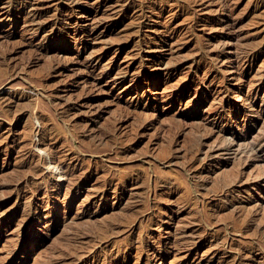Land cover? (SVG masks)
Returning <instances> with one entry per match:
<instances>
[{"label":"rangeland","instance_id":"1","mask_svg":"<svg viewBox=\"0 0 264 264\" xmlns=\"http://www.w3.org/2000/svg\"><path fill=\"white\" fill-rule=\"evenodd\" d=\"M28 1L0 0V264H264V0Z\"/></svg>","mask_w":264,"mask_h":264},{"label":"bare ground","instance_id":"2","mask_svg":"<svg viewBox=\"0 0 264 264\" xmlns=\"http://www.w3.org/2000/svg\"><path fill=\"white\" fill-rule=\"evenodd\" d=\"M39 0H30L28 1L27 3L25 2V5H24V8L21 9L20 12L23 13L24 16H26L27 20L25 19L24 22H29V23H32V22H38L39 21V18L43 15V11L41 10L39 4L37 2ZM43 22V21H41ZM39 25V26H38ZM37 28H36V31H38L41 27L40 23L38 24ZM35 26V24H34ZM37 34V32L35 33ZM45 36V35H44ZM46 39V37H44ZM49 38H52V37H49ZM253 100H249L246 102V104H250ZM218 129V128H217ZM222 131V130H221ZM221 134V133H220ZM260 139V138H259ZM264 142V141H263ZM255 143V142H254ZM247 145V144H246ZM254 147V146H253ZM257 147V146H256ZM264 152V151H263ZM250 153V152H249ZM195 245V244H194ZM167 247H163V250H165ZM167 251V250H166ZM168 252V251H167ZM170 252V251H169Z\"/></svg>","mask_w":264,"mask_h":264}]
</instances>
